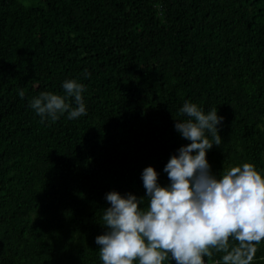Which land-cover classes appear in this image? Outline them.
<instances>
[{"label": "trees", "instance_id": "obj_1", "mask_svg": "<svg viewBox=\"0 0 264 264\" xmlns=\"http://www.w3.org/2000/svg\"><path fill=\"white\" fill-rule=\"evenodd\" d=\"M66 80L86 115L41 122ZM185 102L224 118L213 175L264 176V0H0V264H103L106 195L145 197L149 166L170 184Z\"/></svg>", "mask_w": 264, "mask_h": 264}, {"label": "clouds", "instance_id": "obj_2", "mask_svg": "<svg viewBox=\"0 0 264 264\" xmlns=\"http://www.w3.org/2000/svg\"><path fill=\"white\" fill-rule=\"evenodd\" d=\"M62 87L64 95L42 92L31 100L41 122L64 113L70 120L86 115L85 86L66 80ZM179 111L187 119L176 120L175 128L190 143L164 168L170 184L161 186L153 167L143 170L146 210L140 206L145 197L106 195L110 207L103 211L102 225L107 231L95 241L103 264H206L205 258L207 264H252L264 241V176L251 163L213 175L206 156L222 143L218 125L224 118L216 108L205 113L189 102ZM215 254H222L219 261Z\"/></svg>", "mask_w": 264, "mask_h": 264}, {"label": "built area", "instance_id": "obj_3", "mask_svg": "<svg viewBox=\"0 0 264 264\" xmlns=\"http://www.w3.org/2000/svg\"><path fill=\"white\" fill-rule=\"evenodd\" d=\"M214 260H216V261H219V259H217V258H213ZM205 260H206V264H207V258H205ZM167 264H176V262H173V263H167Z\"/></svg>", "mask_w": 264, "mask_h": 264}]
</instances>
